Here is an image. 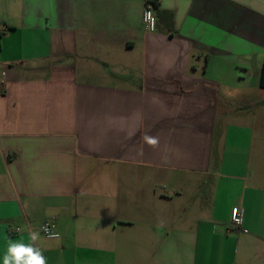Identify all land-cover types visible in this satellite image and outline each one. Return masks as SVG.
<instances>
[{"label": "crops", "instance_id": "1", "mask_svg": "<svg viewBox=\"0 0 264 264\" xmlns=\"http://www.w3.org/2000/svg\"><path fill=\"white\" fill-rule=\"evenodd\" d=\"M143 9L0 0V264H264V0Z\"/></svg>", "mask_w": 264, "mask_h": 264}, {"label": "built area", "instance_id": "2", "mask_svg": "<svg viewBox=\"0 0 264 264\" xmlns=\"http://www.w3.org/2000/svg\"><path fill=\"white\" fill-rule=\"evenodd\" d=\"M159 1L160 0H143L144 9L142 13L141 23H142V29L146 33L156 32L157 19L155 16V8ZM243 222H244L243 211L239 207H233L231 211L230 229L232 231H242ZM42 232L43 235L47 238L58 237V234L54 231V225L49 222L43 226Z\"/></svg>", "mask_w": 264, "mask_h": 264}, {"label": "clouds", "instance_id": "3", "mask_svg": "<svg viewBox=\"0 0 264 264\" xmlns=\"http://www.w3.org/2000/svg\"><path fill=\"white\" fill-rule=\"evenodd\" d=\"M144 139L151 146L158 144L156 137L145 135ZM36 237V234H32V240ZM3 264H46V262L41 252L31 244L14 243L9 245L8 252L3 258Z\"/></svg>", "mask_w": 264, "mask_h": 264}, {"label": "rangeland", "instance_id": "4", "mask_svg": "<svg viewBox=\"0 0 264 264\" xmlns=\"http://www.w3.org/2000/svg\"><path fill=\"white\" fill-rule=\"evenodd\" d=\"M196 187L195 188H191V189H186L184 191V194L186 196V199L189 200V197H199L202 196L203 199L206 201V203H204L203 207H202V212L204 214H207L210 211V199L213 195L214 192V183L212 181H208V185L207 186H203V182L201 180H196Z\"/></svg>", "mask_w": 264, "mask_h": 264}, {"label": "trees", "instance_id": "5", "mask_svg": "<svg viewBox=\"0 0 264 264\" xmlns=\"http://www.w3.org/2000/svg\"><path fill=\"white\" fill-rule=\"evenodd\" d=\"M261 87L264 88V62H263L262 74H261Z\"/></svg>", "mask_w": 264, "mask_h": 264}]
</instances>
